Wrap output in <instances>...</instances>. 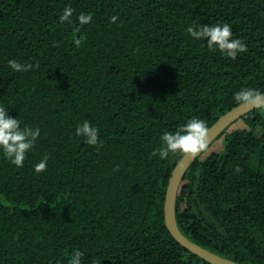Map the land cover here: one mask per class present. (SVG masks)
<instances>
[{
	"label": "trees",
	"instance_id": "obj_1",
	"mask_svg": "<svg viewBox=\"0 0 264 264\" xmlns=\"http://www.w3.org/2000/svg\"><path fill=\"white\" fill-rule=\"evenodd\" d=\"M69 4L76 23L93 14L80 33L58 19ZM223 22L247 44L236 59L186 31ZM13 58L40 66L14 72ZM242 87L264 90V0H0V102L41 128L23 167L0 155V264H68L76 248L83 264H211L166 224L183 155L153 152L194 115L210 127ZM263 108L192 163L176 200L185 236L241 264H264ZM84 119L100 130L98 151L75 135Z\"/></svg>",
	"mask_w": 264,
	"mask_h": 264
},
{
	"label": "clouds",
	"instance_id": "obj_2",
	"mask_svg": "<svg viewBox=\"0 0 264 264\" xmlns=\"http://www.w3.org/2000/svg\"><path fill=\"white\" fill-rule=\"evenodd\" d=\"M75 9L69 4L62 10L58 19L61 23L68 22L74 24V33H80L84 25L89 24L93 19L91 12H81L77 16L79 23L72 20ZM119 15H112L110 20L116 22ZM187 33L195 40L206 44L210 51H219L222 55L236 59L238 54L247 51V44L242 37H237L232 30V26L227 23L213 24H189ZM85 36L78 35L74 39L76 47L82 45ZM9 67L14 72H27L30 69L39 68V63H24L18 59L7 61ZM234 100L241 105H250L253 108L264 107V90L257 87H242L233 94ZM99 128L90 119L77 122L75 135L89 145H95L97 151L103 146V141L99 135ZM41 135L39 126L33 127L24 123L20 117L9 114V106L0 102V155L6 158L11 164L23 167L29 152L34 150L37 140ZM161 145L154 150L153 155H158L161 159H166L170 154L181 153L186 157L207 151L210 145L209 127L206 121L198 116H192L185 123L177 125L175 130H165L160 136ZM49 155H44L34 164L36 173L47 169ZM85 253L76 248L68 260V264H83L82 257ZM60 264V261H57ZM92 264H101L93 260Z\"/></svg>",
	"mask_w": 264,
	"mask_h": 264
},
{
	"label": "water",
	"instance_id": "obj_3",
	"mask_svg": "<svg viewBox=\"0 0 264 264\" xmlns=\"http://www.w3.org/2000/svg\"><path fill=\"white\" fill-rule=\"evenodd\" d=\"M262 108V107H258ZM250 105H241L233 107L222 116H220L210 127H209V137L210 145L226 130H229L230 126L237 120L242 118L246 113H249L255 109ZM205 152V151H204ZM204 152L196 155L195 157L182 156L176 163L174 169L172 170L171 177L169 179L166 198H165V220L168 229L172 235L181 243L186 249L191 253L197 255L198 257L208 261L211 264H241L229 258H226L214 251H211L194 241L190 240L185 236L180 230L177 218H176V200L179 190V186L192 163L198 159Z\"/></svg>",
	"mask_w": 264,
	"mask_h": 264
},
{
	"label": "rangeland",
	"instance_id": "obj_4",
	"mask_svg": "<svg viewBox=\"0 0 264 264\" xmlns=\"http://www.w3.org/2000/svg\"><path fill=\"white\" fill-rule=\"evenodd\" d=\"M263 109H264V108H263ZM263 109H262V110H263ZM245 126H246V124H245L244 120L240 118V119L237 120L235 123H233V124L230 126L229 130H227V131H231L232 129H235V128H237V127H245ZM223 148H224V136H222V137L216 139V140L211 144V146L208 148L207 152H212V151L221 152V151H223Z\"/></svg>",
	"mask_w": 264,
	"mask_h": 264
},
{
	"label": "crops",
	"instance_id": "obj_5",
	"mask_svg": "<svg viewBox=\"0 0 264 264\" xmlns=\"http://www.w3.org/2000/svg\"><path fill=\"white\" fill-rule=\"evenodd\" d=\"M262 113H263V115H264V109L262 110ZM258 131H260V128L259 129H257Z\"/></svg>",
	"mask_w": 264,
	"mask_h": 264
}]
</instances>
